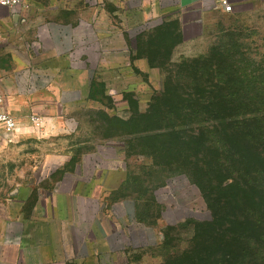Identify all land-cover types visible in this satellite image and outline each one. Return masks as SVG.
Wrapping results in <instances>:
<instances>
[{"label": "rangeland", "instance_id": "374dc122", "mask_svg": "<svg viewBox=\"0 0 264 264\" xmlns=\"http://www.w3.org/2000/svg\"><path fill=\"white\" fill-rule=\"evenodd\" d=\"M134 5L129 0L77 3L71 14L77 36L74 55L79 66L94 71L89 78L78 74L90 100L27 135L30 157L17 163L19 168L0 163V201L28 181L26 175L11 178L15 169L38 173L35 186L66 189L90 179L99 167L112 169L116 172L108 183L118 190L111 197L136 199L145 238L156 236V241L138 246L131 231L129 254L114 261L102 254L101 264H227L224 246L247 223L241 217L242 196H253L255 189L246 187L243 178L250 172L238 175L234 156L226 171L216 166L207 171L216 148L201 142L205 135L189 141L159 132L176 120L189 128L190 116L179 113L175 104L181 92H195L192 81L228 73L264 81V0L230 13L205 4L146 19L138 18ZM123 60L127 66L111 72L110 66ZM179 80L183 89L175 83ZM231 142L236 149L235 139ZM197 150L203 152L200 162ZM250 162L251 156L247 166ZM224 174L238 181L229 190L216 181ZM97 240L102 253L104 245Z\"/></svg>", "mask_w": 264, "mask_h": 264}, {"label": "crops", "instance_id": "0c3cea01", "mask_svg": "<svg viewBox=\"0 0 264 264\" xmlns=\"http://www.w3.org/2000/svg\"><path fill=\"white\" fill-rule=\"evenodd\" d=\"M82 1L22 0L15 8L0 6V91L6 110L18 121L12 133L0 127V163L19 168L17 163L30 157L24 139L39 130L30 122L31 115L43 119V129L88 104L90 96L78 74L82 71L89 78L94 71L75 61L77 36L71 18ZM129 1L136 4L138 18L145 19L205 4L221 9L217 0ZM228 1L238 7L258 0ZM118 66H127L125 60L111 65V72ZM115 172L99 167L93 177L66 189L59 184L35 186L38 173L11 171V178L26 175L28 181L18 183L11 197L0 201V264H101L102 254L114 261L129 254L131 231L138 246L154 244L156 236L145 238L136 199L111 197L118 190L108 183ZM97 236L105 248L102 253Z\"/></svg>", "mask_w": 264, "mask_h": 264}, {"label": "trees", "instance_id": "16d2710c", "mask_svg": "<svg viewBox=\"0 0 264 264\" xmlns=\"http://www.w3.org/2000/svg\"><path fill=\"white\" fill-rule=\"evenodd\" d=\"M229 76L228 73L225 77L190 82L195 92L186 95L181 92L175 104L179 113L190 116L189 128L186 122L176 120V124L159 133H173L189 141L205 135L201 142L211 149L216 148L214 154L210 153L213 160L205 170L216 166L226 171L233 164L234 156L237 158L234 164L239 163L238 175L245 177L250 172L249 178H243L246 187L255 189L253 196L249 197L247 193L242 196L244 206L241 217L247 219V223L236 235L227 234L229 243L227 241V247L224 246L222 257L227 264H264V81L256 83L254 78ZM175 83L178 89H183L178 85L180 80ZM233 139L236 149L232 148ZM216 150L220 153L216 154ZM202 153L197 150L199 162ZM250 156L253 162L247 166ZM216 181L223 190H229L233 182H238L232 174H224ZM250 205L253 207L252 214Z\"/></svg>", "mask_w": 264, "mask_h": 264}, {"label": "built area", "instance_id": "2783aa9c", "mask_svg": "<svg viewBox=\"0 0 264 264\" xmlns=\"http://www.w3.org/2000/svg\"><path fill=\"white\" fill-rule=\"evenodd\" d=\"M218 5L224 12H232L234 6L228 0H217ZM22 4V0H0V6L15 8ZM4 94L0 91V127L6 132H14L18 128V121L14 115L8 112L5 108ZM30 122L35 128L41 129L44 125V121L40 116L31 115Z\"/></svg>", "mask_w": 264, "mask_h": 264}]
</instances>
